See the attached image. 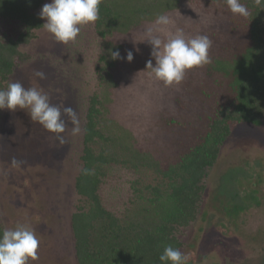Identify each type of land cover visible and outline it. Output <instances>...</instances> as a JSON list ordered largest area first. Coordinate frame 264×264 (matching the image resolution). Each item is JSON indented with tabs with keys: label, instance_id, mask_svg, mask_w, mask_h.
Instances as JSON below:
<instances>
[{
	"label": "rangeland",
	"instance_id": "374dc122",
	"mask_svg": "<svg viewBox=\"0 0 264 264\" xmlns=\"http://www.w3.org/2000/svg\"><path fill=\"white\" fill-rule=\"evenodd\" d=\"M158 13L143 14L113 40L100 36L95 23H90L81 26L75 41L63 44L43 25L35 30L34 38L19 46L27 57L16 63L4 88L18 81L25 88L41 89L50 104L61 108L66 123L59 134L65 141L61 144L57 134L30 119L28 109H0V224L4 230L27 223L35 231L40 240L39 258L28 264H75L70 218L83 202L74 182L82 166L85 114L94 94L102 103L98 120L104 137L94 149H103L118 160L107 164L101 176V203L123 222L146 225L151 187L162 179L150 165L151 155L145 153L160 147L172 130L157 127L153 111L161 110L160 93L165 86L149 75L146 62L152 60L155 65V59L150 56L151 45L141 41ZM164 15L172 23L155 33L162 40L183 30L175 21L180 13ZM21 29L19 22L0 17V39L14 37ZM115 51L121 58H112ZM127 51L133 52L131 62L123 59ZM35 71L44 72L45 78L34 76ZM188 71L191 82L199 86L201 70ZM151 93L158 96L157 102L150 99ZM64 107H71L77 115L80 132L76 135L70 118L63 114ZM155 130L165 133L161 140L154 136ZM140 146L150 149L140 154ZM157 151L153 153L166 160ZM218 157L206 177L210 200L205 217L198 216L174 232L181 242L179 250L191 256L188 264H262L264 114L258 125L232 124ZM13 159L20 162L19 167L13 166Z\"/></svg>",
	"mask_w": 264,
	"mask_h": 264
},
{
	"label": "trees",
	"instance_id": "16d2710c",
	"mask_svg": "<svg viewBox=\"0 0 264 264\" xmlns=\"http://www.w3.org/2000/svg\"><path fill=\"white\" fill-rule=\"evenodd\" d=\"M44 1L0 0V17L22 25L14 37L0 39V88H4L16 63L27 57L19 46L28 43L35 37V30L43 26L38 10ZM241 2L250 13L246 18L232 14L225 0H103L100 4L96 30L112 40L143 14L180 13L175 21L186 38L206 35L211 40V62L195 67L201 70L197 87L186 75L188 70L179 84L165 86L156 80L165 88L160 93L161 110L153 111V115L158 128L172 130L160 147L153 148V152H163L166 160H161L160 154L145 153L149 146L138 148L140 154L151 155L150 165L162 179L151 187L152 205L144 216L146 225L123 222L101 203V176L107 164L118 160L103 149H94L97 141L104 139L98 120L102 103L97 94L90 96L83 128L82 166L74 182L83 203L70 218L75 264H161L159 256L165 246L178 250L181 246L175 230L198 216L205 217L210 200L206 177L219 159L231 125H258L264 114V6L256 5L255 0ZM149 97L157 102L156 94ZM164 134L155 130L154 136L161 140ZM84 168L93 170V174H83ZM2 230L0 224V233Z\"/></svg>",
	"mask_w": 264,
	"mask_h": 264
},
{
	"label": "clouds",
	"instance_id": "9594fccd",
	"mask_svg": "<svg viewBox=\"0 0 264 264\" xmlns=\"http://www.w3.org/2000/svg\"><path fill=\"white\" fill-rule=\"evenodd\" d=\"M103 0H51L42 5L39 17L44 19V28L57 42L67 44L78 37L81 26L95 23L99 19V6ZM229 11L241 17H248L249 10L241 0H225ZM256 5L264 6V0H255ZM172 20L169 16L159 14L152 26L144 31V39L151 45L150 56L155 59L146 62L149 75L162 81L165 86L179 84L185 77L186 70L203 66L211 62L209 49L211 40L206 35H196L186 38L182 30L169 33L162 40L155 33L165 31ZM113 59H119V51L111 53ZM127 62L134 59L133 52L127 51L123 57ZM34 76L45 78V73L35 71ZM28 109L30 119L38 122L48 131L57 134V139L63 144L64 138L59 135L65 131L66 123L62 119L61 108L52 105L49 97L36 87L25 88L20 82H10L6 88H0V109ZM74 125L72 134L80 132L79 120L71 107H64ZM14 167L20 162L13 159ZM85 175L93 174V170L84 168ZM40 240L32 227L27 223H19L14 228L2 230L0 233V264H28L29 260H37ZM191 256L182 253L172 245L165 246L159 256L161 264H188Z\"/></svg>",
	"mask_w": 264,
	"mask_h": 264
}]
</instances>
